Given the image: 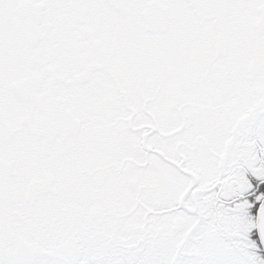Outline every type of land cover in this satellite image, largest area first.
I'll list each match as a JSON object with an SVG mask.
<instances>
[{
	"label": "snow or ice",
	"instance_id": "snow-or-ice-1",
	"mask_svg": "<svg viewBox=\"0 0 264 264\" xmlns=\"http://www.w3.org/2000/svg\"><path fill=\"white\" fill-rule=\"evenodd\" d=\"M0 264H264V0H0Z\"/></svg>",
	"mask_w": 264,
	"mask_h": 264
}]
</instances>
